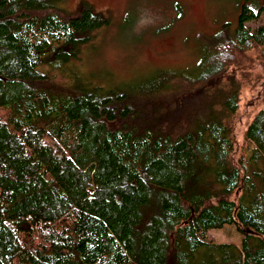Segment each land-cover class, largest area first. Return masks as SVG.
<instances>
[{
  "label": "trees",
  "instance_id": "obj_1",
  "mask_svg": "<svg viewBox=\"0 0 264 264\" xmlns=\"http://www.w3.org/2000/svg\"><path fill=\"white\" fill-rule=\"evenodd\" d=\"M58 1L0 0V264H264V6L105 87L77 64L105 18Z\"/></svg>",
  "mask_w": 264,
  "mask_h": 264
},
{
  "label": "rangeland",
  "instance_id": "obj_2",
  "mask_svg": "<svg viewBox=\"0 0 264 264\" xmlns=\"http://www.w3.org/2000/svg\"><path fill=\"white\" fill-rule=\"evenodd\" d=\"M84 1L102 14L105 22L83 36L82 59L77 64L105 87L138 82L156 69L193 67L203 56L208 39L225 23H230L232 30L237 26L244 4L254 9L264 6V0H59L58 5L74 14ZM260 23H264V11L249 21L252 27ZM257 69L264 73V64H258ZM263 89L264 78L257 90L244 91V102L254 100ZM249 109L245 106V113ZM245 121L246 114L238 123V137ZM210 233L215 241L241 246L242 234L234 224Z\"/></svg>",
  "mask_w": 264,
  "mask_h": 264
}]
</instances>
